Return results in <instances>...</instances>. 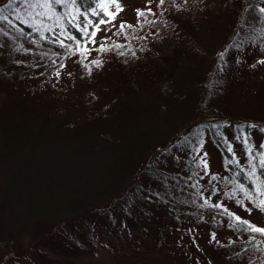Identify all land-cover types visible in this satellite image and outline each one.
Here are the masks:
<instances>
[{
  "label": "rangeland",
  "instance_id": "374dc122",
  "mask_svg": "<svg viewBox=\"0 0 264 264\" xmlns=\"http://www.w3.org/2000/svg\"><path fill=\"white\" fill-rule=\"evenodd\" d=\"M118 2L123 10L100 25L95 43L83 44L88 52L75 48L58 66L42 57L39 37L60 39L66 20L85 27L86 15L71 0H50V8L40 7L44 0H0L13 15L0 20V57L5 50L28 62L0 88V264H48L44 247L57 255L59 246L37 241L56 222L77 252L55 264H264V236L242 223L264 227L256 207L264 199L259 129L248 138L215 125L236 169L205 128L135 184L150 150L196 113L208 81L214 107L264 123V0ZM16 19L31 25L33 40L7 49ZM88 108L100 114L88 119ZM94 207L103 210L72 224Z\"/></svg>",
  "mask_w": 264,
  "mask_h": 264
},
{
  "label": "trees",
  "instance_id": "16d2710c",
  "mask_svg": "<svg viewBox=\"0 0 264 264\" xmlns=\"http://www.w3.org/2000/svg\"><path fill=\"white\" fill-rule=\"evenodd\" d=\"M72 1V0H71ZM101 0H75V3L72 2L73 6L78 8V10L87 17V21L91 20L93 22H98L101 19L107 20L108 17L103 14V11L101 10L98 5H100ZM193 1V0H190ZM2 10V5L0 4V12ZM96 12L97 15H93V12ZM10 14H6V12H2L4 16H7L8 19L13 17L11 15V10L9 11ZM240 18L244 14V9L239 10ZM11 19H9L10 21ZM13 20V19H12ZM11 20V21H12ZM2 21V20H1ZM5 21V20H4ZM10 27H8V30L11 31L10 41L12 42L11 45H7V49H12L15 43L18 42H24L25 40H28L27 42H30L33 40V30L31 25L28 22H24L21 19H16L13 23H10ZM84 27L81 26L77 21L74 19L72 20H66L65 21V33L61 36L58 34V37L60 39H50V38H44L39 37V43L38 48L42 54V57L44 55H49L47 57L51 58V63H57V65H65L69 61V56L74 53V49L77 47V41L80 42V46L82 47L83 44L89 40V37L84 35V32L82 31ZM7 30V29H6ZM94 29L92 27L88 28V32L93 31ZM238 31L237 29L233 31V33L230 35L232 39L234 35H237ZM68 37H74L75 39H69ZM62 42V43H61ZM220 52V51H219ZM4 54L0 57V88H5V83H8L10 81H13L16 78H19L21 76V72L23 73L24 68L27 66V63L25 61V55L24 58H17L14 59V57L8 56L9 54L4 50ZM51 55V56H50ZM218 55H211L212 62H217ZM53 57H56V61ZM47 61H50L47 60ZM50 65V64H49ZM32 69L35 70L36 67L32 66ZM25 72V71H24ZM213 74V72H212ZM210 76V80L212 79V75ZM205 85V91L204 94L201 96L199 103H198V109L196 113L192 116L191 120L180 130L175 132L173 135H171L167 141L164 144H159L153 147L147 158L144 161V165L141 168L140 172L137 175L136 182L140 181L143 174L146 172H159L160 170V159L161 157L168 152V150L174 146V144L185 140V139H196L199 131L201 129L208 128L210 130L211 138L214 142V144L218 147V149L224 154V157L230 160V164L228 163V168L236 169V161L234 154L229 150V148L224 144L223 140L215 133V125L220 124H227L229 127L232 128V130L238 134V135H244L248 138H251L252 134L256 130H260L264 133V123L257 122L256 120H248L244 118H236V117H228L225 113L214 107L210 102V95H209V87L211 85V82H207ZM22 95V94H21ZM10 114V109H7L6 111H2V114ZM100 110H93L91 108L86 109L84 111V114L88 119L94 118L97 115H99ZM24 114L22 115V117ZM22 118L21 116H19ZM25 118V117H23ZM87 119V120H88ZM236 176L238 177V181H244L246 177H244V172L239 171ZM156 201L157 205L167 210L169 208V203L161 199L158 195H156V198L154 199ZM106 209V208H105ZM98 210H103L102 208H91L89 211H86V213L81 214L76 219H73L74 221L72 224H75L76 226H79L80 221L84 215L91 216L94 212ZM247 221V220H246ZM249 222V221H248ZM250 223V222H249ZM245 225V224H243ZM73 226V225H72ZM71 227V226H70ZM61 230V223H55L53 226H50L45 230H41L39 237H38V243H40V240L45 243H50L56 245L55 247L59 246L57 251V255L53 254L50 250H46L44 247V255L41 256L42 259L46 261L48 264H55V261L57 260H69V258L76 253V245L72 241L71 238H68V240L62 239L59 236V231ZM264 236V235H262ZM9 240V239H8ZM256 237L252 239H247L245 243H247V249L250 250L251 246L257 245ZM8 243V241H7ZM31 243V242H30ZM36 241L31 245V249L35 247ZM260 245V244H258ZM35 250V249H33ZM33 250L29 251L28 254H33ZM9 251H12L11 249ZM64 251V252H63ZM250 253V252H249ZM30 256V255H29Z\"/></svg>",
  "mask_w": 264,
  "mask_h": 264
},
{
  "label": "snow or ice",
  "instance_id": "6c2138e0",
  "mask_svg": "<svg viewBox=\"0 0 264 264\" xmlns=\"http://www.w3.org/2000/svg\"><path fill=\"white\" fill-rule=\"evenodd\" d=\"M56 3H61V0H55ZM73 3H75V0H72ZM165 2V0H160V4H163ZM50 0H44V3L40 5V7H44V8H50ZM109 6L114 7L115 11H110L109 10ZM98 7L101 8V10L103 11V14L105 16L108 17L107 20L105 19H101L98 22H93L91 20H88L85 22V27L82 29V31L84 32V35L89 37V41L91 43H95V39L94 37L96 36L97 32L100 31V25L102 24H109L112 22V20H114L116 18V15L118 14L119 11H122L123 9L121 8L118 0H105L104 3H101L100 5H98ZM151 11V9H149V12ZM261 12H264V8L261 9ZM93 15H97V13L94 11ZM138 15L140 16H144L145 13L143 12H139ZM8 17L4 16L2 14V12H0V20H7ZM92 27L94 30L91 32H88V28ZM124 25H121V29H123ZM69 39H75L74 37H68ZM62 43V42H61ZM77 47L78 50L81 52V55H85L88 52L87 47H81L80 46V42L77 41ZM101 51L106 50L103 47L100 49ZM93 64L100 66V61L96 60V61H92ZM261 63H264V61H261ZM205 167H207V162L205 161ZM261 166L264 167V159H261ZM254 171H253V175H254ZM241 190L243 191V186H240ZM257 191H259V186H257ZM246 195H248L249 198H251V193H246ZM217 207H219V205H217ZM256 207L260 208L262 211H264V199H258L256 202ZM237 220H240V217H236ZM243 224L248 226V229H250L252 232L255 233H260L262 235H264V227H257L256 225H253L251 223H249L248 221H242Z\"/></svg>",
  "mask_w": 264,
  "mask_h": 264
}]
</instances>
